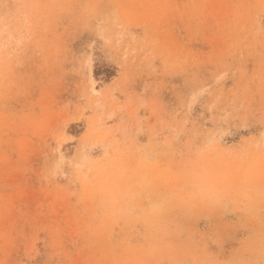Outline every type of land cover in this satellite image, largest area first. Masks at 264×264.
<instances>
[{
	"label": "rangeland",
	"instance_id": "374dc122",
	"mask_svg": "<svg viewBox=\"0 0 264 264\" xmlns=\"http://www.w3.org/2000/svg\"><path fill=\"white\" fill-rule=\"evenodd\" d=\"M0 264H264V0H0Z\"/></svg>",
	"mask_w": 264,
	"mask_h": 264
}]
</instances>
